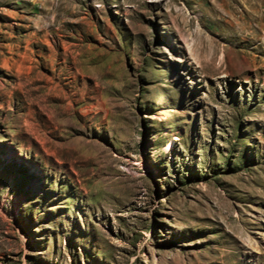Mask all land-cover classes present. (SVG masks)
Returning <instances> with one entry per match:
<instances>
[{"label": "rangeland", "instance_id": "obj_1", "mask_svg": "<svg viewBox=\"0 0 264 264\" xmlns=\"http://www.w3.org/2000/svg\"><path fill=\"white\" fill-rule=\"evenodd\" d=\"M0 264H264V0H0Z\"/></svg>", "mask_w": 264, "mask_h": 264}]
</instances>
